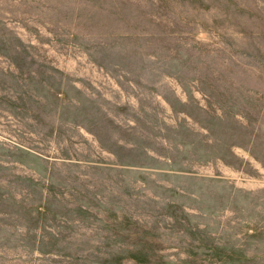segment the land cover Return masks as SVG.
Returning <instances> with one entry per match:
<instances>
[{
  "label": "rangeland",
  "instance_id": "rangeland-1",
  "mask_svg": "<svg viewBox=\"0 0 264 264\" xmlns=\"http://www.w3.org/2000/svg\"><path fill=\"white\" fill-rule=\"evenodd\" d=\"M0 264H264V0H0Z\"/></svg>",
  "mask_w": 264,
  "mask_h": 264
}]
</instances>
